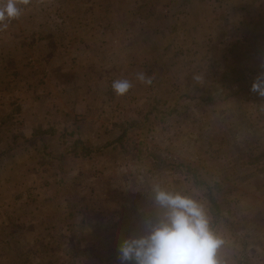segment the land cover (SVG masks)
Masks as SVG:
<instances>
[{
  "label": "rangeland",
  "instance_id": "rangeland-1",
  "mask_svg": "<svg viewBox=\"0 0 264 264\" xmlns=\"http://www.w3.org/2000/svg\"><path fill=\"white\" fill-rule=\"evenodd\" d=\"M15 2L0 25V264H121L164 211L156 186L203 206L221 264H264V0ZM78 139L94 153L64 160Z\"/></svg>",
  "mask_w": 264,
  "mask_h": 264
},
{
  "label": "clouds",
  "instance_id": "clouds-1",
  "mask_svg": "<svg viewBox=\"0 0 264 264\" xmlns=\"http://www.w3.org/2000/svg\"><path fill=\"white\" fill-rule=\"evenodd\" d=\"M27 3V0H24ZM20 15L15 0H7L0 7V25L7 27L6 20ZM136 79L150 84L151 78L143 72ZM133 83L127 79L116 80L112 84L118 96L126 95ZM260 85L254 84L253 91ZM264 95V91L260 92ZM155 203L163 213L155 224H148L146 234L131 237L119 248L121 264H221L217 252L222 243L210 227V221L203 206L197 201L154 188Z\"/></svg>",
  "mask_w": 264,
  "mask_h": 264
},
{
  "label": "trees",
  "instance_id": "trees-1",
  "mask_svg": "<svg viewBox=\"0 0 264 264\" xmlns=\"http://www.w3.org/2000/svg\"><path fill=\"white\" fill-rule=\"evenodd\" d=\"M127 128L123 131V134L118 138V140H121L123 136L127 133ZM117 140V141H118ZM116 143V142H114ZM114 143L110 142L107 143L104 148L108 146L114 145ZM94 153L93 149L88 146V143L82 139L75 140L67 149L66 151L61 155V157H66L72 155L74 158H82V157H89ZM196 184L199 185H206L205 183L198 181L197 178H195ZM210 200V207L214 214V220L212 221L213 227L218 225L221 221V212H220V206L216 199V196L213 193H210L209 195Z\"/></svg>",
  "mask_w": 264,
  "mask_h": 264
},
{
  "label": "crops",
  "instance_id": "crops-1",
  "mask_svg": "<svg viewBox=\"0 0 264 264\" xmlns=\"http://www.w3.org/2000/svg\"><path fill=\"white\" fill-rule=\"evenodd\" d=\"M28 93L29 91L26 89L25 90V93ZM34 106V105H33ZM64 116H66V114L64 115ZM80 118V117H79ZM27 140V139H26ZM74 142V141H73ZM72 142V143H73ZM13 143H16V141L14 140L13 141ZM19 143V142H18ZM72 143H70V142H67V141H65V142H63V148H65L64 150H63V153L66 151V149L72 144ZM106 145H104V146H102V147H105ZM107 148L108 149H112L113 147L111 146H108V147H106V150H107ZM92 156V155H91ZM69 157H71V156H66L65 158H63L64 160H66V159H68ZM87 207V206H86ZM83 211H85V210H83ZM87 211V210H86Z\"/></svg>",
  "mask_w": 264,
  "mask_h": 264
}]
</instances>
